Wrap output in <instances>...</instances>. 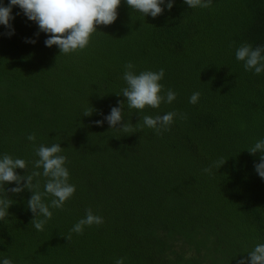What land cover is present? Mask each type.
I'll return each mask as SVG.
<instances>
[{
  "label": "trees",
  "instance_id": "obj_1",
  "mask_svg": "<svg viewBox=\"0 0 264 264\" xmlns=\"http://www.w3.org/2000/svg\"><path fill=\"white\" fill-rule=\"evenodd\" d=\"M166 3L153 18L121 0L117 20L97 26L89 45L70 55L47 47L48 34L18 6L14 34L0 25V157L25 160L18 175L42 173L33 167L35 148L59 143L76 186L63 210L50 207L43 231L31 226L33 193H6L14 182L0 188L13 200L0 221V264L6 257L13 264H238L264 244V179L255 170L262 153L249 151L264 140V73L246 71L235 56L245 43L264 47V0H213L207 9ZM128 62L136 74L164 69L160 94L171 89L176 99L143 115H185L170 131L157 136L139 125L137 110L116 94ZM119 101L131 132L104 119ZM33 133L35 142L27 139ZM221 158L219 169L203 171ZM37 179L43 193L46 178ZM42 199L50 205L53 197ZM89 208L104 223L68 241Z\"/></svg>",
  "mask_w": 264,
  "mask_h": 264
},
{
  "label": "clouds",
  "instance_id": "obj_2",
  "mask_svg": "<svg viewBox=\"0 0 264 264\" xmlns=\"http://www.w3.org/2000/svg\"><path fill=\"white\" fill-rule=\"evenodd\" d=\"M189 8H210L213 0H184ZM166 0H126V4L133 10L139 12L144 17L151 16L157 18L164 12ZM121 5V0H10V4L5 6L0 3V25H4L11 31L7 34H14L11 21L15 19L12 15L13 7L18 6L23 14L38 25L39 31L48 34L45 40L47 47L57 46L60 50V55H70L84 50L90 43L91 36L97 31V26L112 25L118 18V8ZM166 7L171 10L173 0H167ZM28 42L35 43V40ZM264 47L257 46L253 48L250 44H243L236 49L235 56L238 61H242L246 71H253L259 75L264 73ZM123 80L126 86L121 89V92L116 93L126 98L127 107L135 109L141 116L138 123L142 127H147L155 131L156 135H162L164 131H170L174 118L180 115L181 119L186 116L176 112H168L164 115L152 117L143 115L146 107L158 109L162 102L171 104L177 94L169 89L166 95H161L163 85L160 81L165 76L164 69L155 71H142L136 74L133 69L135 65L128 62L125 66ZM200 98L199 92H194L189 98V103L195 105ZM120 107H113L109 115L104 117L111 129H118L125 133L131 132L133 124H122L123 115L122 109L124 101H119ZM94 109H85L83 116H91ZM97 125H103L104 120L95 121ZM122 125V126H119ZM119 126V127H118ZM29 141L35 142L36 135L29 134ZM250 153L255 155L257 152L262 153L260 156L261 162L255 165V170L259 177L264 179V140L257 141L254 146L249 149ZM62 147L59 143H54L51 146L40 145L35 148V154L38 157L33 161L35 169H43L33 171L26 176L18 175L16 169H26L27 164L23 159L16 158L8 154L0 157V188H3L5 183H16L18 186L7 189L8 191L19 194L25 188L33 193L27 201V206L34 214V219L31 221L37 231H43L45 224L52 218L53 209L63 210L65 203L76 192V186L69 183L70 173L65 166L67 157L61 155ZM223 158L214 162L212 166L203 169L205 173L211 174L212 168H220L225 164ZM46 178L44 189L41 193L39 189V180L33 183L34 178L40 176ZM27 181V183H23ZM50 195L53 197L51 204H46L42 197ZM13 200L8 198V195L0 196V221H3L9 215V208L12 206ZM104 220L99 215H94L91 208L86 210L84 218L80 219L70 230L67 236H64L68 241L72 239V233L82 235L85 226L102 225ZM2 264H13L9 258H4ZM115 264H124V258L116 260ZM238 264H264V244H257L254 249L248 252L246 258L238 261Z\"/></svg>",
  "mask_w": 264,
  "mask_h": 264
}]
</instances>
